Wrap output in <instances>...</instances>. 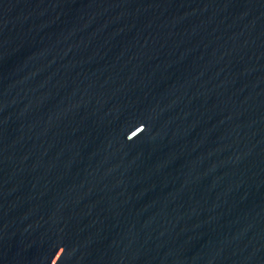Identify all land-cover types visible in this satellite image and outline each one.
<instances>
[{
    "label": "water",
    "instance_id": "water-1",
    "mask_svg": "<svg viewBox=\"0 0 264 264\" xmlns=\"http://www.w3.org/2000/svg\"><path fill=\"white\" fill-rule=\"evenodd\" d=\"M0 264H264V0H0Z\"/></svg>",
    "mask_w": 264,
    "mask_h": 264
}]
</instances>
